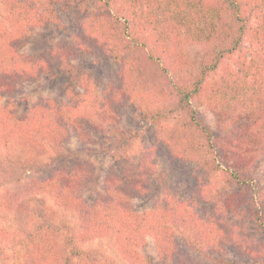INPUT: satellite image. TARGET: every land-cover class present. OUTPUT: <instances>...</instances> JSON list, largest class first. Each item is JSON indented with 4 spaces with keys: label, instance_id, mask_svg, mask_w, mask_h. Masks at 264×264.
<instances>
[{
    "label": "trees",
    "instance_id": "16d2710c",
    "mask_svg": "<svg viewBox=\"0 0 264 264\" xmlns=\"http://www.w3.org/2000/svg\"><path fill=\"white\" fill-rule=\"evenodd\" d=\"M0 3L13 21L12 31H0L1 99L51 72L52 59L59 73L70 75L74 66L69 61L78 54L107 52L117 64L100 94L85 79L84 84L77 82L81 98L76 95L68 102L43 99L23 114L1 102L0 144L16 141L40 154L48 144L61 148L73 136L91 142L92 134L113 131L129 105L135 107L133 118L157 125L158 145L145 147L135 165L110 169L91 200L87 196L95 183L94 166L84 159L37 166L47 169L29 179L26 192L47 195L56 206L73 211L83 238L114 231L120 253L135 263L137 248L150 235L165 259L175 264H199L194 255L221 256L230 250L249 264H264V239L255 241L249 234L253 229L264 236V0ZM74 4L93 9L82 20L80 34L71 36L73 42L53 44L39 57L20 51L34 29L59 25L62 11ZM188 45H198V53L190 55ZM195 102L209 107L217 132L198 117ZM160 148L175 162L194 168L213 172L221 167L235 189L213 193L210 185L195 184L183 198L177 188L166 186L151 208L137 211L134 200L149 193ZM258 175L263 185L255 194ZM23 194L6 193L0 205L26 224L32 197ZM202 200L214 204L201 213L196 205ZM61 223L44 218L33 229L24 228L23 264H95ZM183 231L188 237L181 242Z\"/></svg>",
    "mask_w": 264,
    "mask_h": 264
},
{
    "label": "rangeland",
    "instance_id": "374dc122",
    "mask_svg": "<svg viewBox=\"0 0 264 264\" xmlns=\"http://www.w3.org/2000/svg\"><path fill=\"white\" fill-rule=\"evenodd\" d=\"M77 5L74 4L66 11H62L59 25L34 29L35 31L31 32L20 51L32 57H39L53 44L73 42L71 36L80 34L82 20L93 9L88 4ZM113 8L118 7L113 5ZM12 25L11 17L0 3V31H12ZM187 48L192 56L199 51L198 45H188ZM69 62L74 66V74L59 73V64L55 59H52L53 70L51 72L43 74L32 82H24L21 91H17L14 95H3V98H0V103L8 105L6 107L8 110L23 114L30 105L43 99L53 97L57 101L68 102L83 92L77 82L81 80L80 83L84 84L82 80L85 79L89 89L94 94H100L107 82V74L117 66L116 61L111 59V54L102 51L83 54V56L78 54L72 57ZM53 74H56L55 78L52 76ZM78 76L82 77L78 80ZM194 106L197 108L198 117L209 125L213 132H217L214 116L209 107L205 104L201 105L199 102H195ZM134 109L135 107L129 105L113 131L92 134L93 141L91 142H82L73 136L61 148H54L48 144L45 152L40 154L23 148L16 141L0 144V197L6 193H17V191H25L23 194L25 197H32L31 216L26 224L16 221L14 214L0 205V264H23L25 250L23 230L24 228L33 229L36 224L42 223L44 218L51 220L54 224L61 222V224H66L75 236V245L89 252L95 264H175L165 259L150 235L145 237L142 246L137 248V263L134 262L135 258L132 260L120 253L114 231L100 237L83 238L81 225L73 211L56 206L47 195L33 197V193L26 192L29 179L34 174L45 173L47 169L46 167L45 170L41 167L37 168V166L42 164L48 167H53L56 164L69 165L77 159H84L91 161L94 166L95 183L87 196L91 200L101 189L102 179L110 169L117 170V167L135 165L145 147L152 146L153 143L158 145L154 135L157 125L133 118ZM159 151L160 154L155 159L157 168L149 182V193L134 200L137 211H146L151 208L160 198L161 192L166 186L177 188L183 198L189 196L195 184L200 186L208 184L213 193H215L214 191L221 193L222 190L230 188L235 189L234 185L227 182V175L221 167L218 166L215 171L208 172L202 168H194L190 163L175 162L163 148H160ZM262 161L264 164V160ZM257 177L252 188L255 194L263 185L261 178L259 179L260 175ZM205 198H210V195H205ZM213 204V202L205 204L202 200L196 206L201 208L202 213L205 208V210H209ZM40 211H44L46 215H40ZM229 217L231 214L228 215ZM249 230L253 240L264 239L262 234L253 229ZM187 237L188 232L183 231L178 239L182 242ZM194 256L198 259L199 264H216L213 261L215 259L218 261L237 259L242 262L241 264H249L247 259L232 250L221 256L213 253Z\"/></svg>",
    "mask_w": 264,
    "mask_h": 264
}]
</instances>
